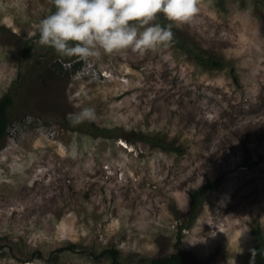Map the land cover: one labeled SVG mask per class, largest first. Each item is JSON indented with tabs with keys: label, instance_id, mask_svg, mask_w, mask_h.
I'll return each mask as SVG.
<instances>
[{
	"label": "rangeland",
	"instance_id": "obj_1",
	"mask_svg": "<svg viewBox=\"0 0 264 264\" xmlns=\"http://www.w3.org/2000/svg\"><path fill=\"white\" fill-rule=\"evenodd\" d=\"M262 5L198 0L199 12L173 26L224 69L172 42L102 55L89 69L37 43L51 0H0V100H14L0 139V264H114L100 257L110 249L119 264H150L179 240L199 264H254L253 229H264ZM86 106L97 119L70 124ZM218 177L190 222L191 195Z\"/></svg>",
	"mask_w": 264,
	"mask_h": 264
},
{
	"label": "clouds",
	"instance_id": "obj_2",
	"mask_svg": "<svg viewBox=\"0 0 264 264\" xmlns=\"http://www.w3.org/2000/svg\"><path fill=\"white\" fill-rule=\"evenodd\" d=\"M54 11L38 23L37 43L92 67L93 58L131 49L145 52L173 40L172 28L190 21L198 0H51ZM169 23H153L158 16ZM82 73H77V76ZM97 119L94 107L70 113L73 126Z\"/></svg>",
	"mask_w": 264,
	"mask_h": 264
},
{
	"label": "trees",
	"instance_id": "obj_3",
	"mask_svg": "<svg viewBox=\"0 0 264 264\" xmlns=\"http://www.w3.org/2000/svg\"><path fill=\"white\" fill-rule=\"evenodd\" d=\"M262 13L264 16V5H262ZM155 23H160L161 25H167L169 22L161 15L158 16L157 19L154 21ZM173 31V40L171 41L172 44L176 45L177 47L181 48L185 53L189 56H192L195 58L202 66L204 67H210L212 69L220 70L224 69L225 63L221 61L220 59H217L214 56L208 55L206 52H199L196 51V47L193 46V44L186 38L181 35H179V32H177L175 29L172 28ZM28 51H30L28 49ZM198 53H196V52ZM29 52H26V57ZM68 61V60H67ZM81 66V63H76L73 66L74 70H78ZM54 71L60 75H63V66L62 62L55 63V66L53 67ZM232 76L234 79L235 84H239L238 78L235 74V70L232 69ZM42 75V76H41ZM41 78L45 79L47 75L42 72ZM53 76V75H52ZM14 104V100L11 95L5 96L2 100H0V139H4L7 135V129L9 125V111L11 107ZM95 135L101 134L102 132L100 129H95ZM104 133V132H102ZM120 138L126 139L127 142L134 144V142H144L150 145L153 148H160L165 151H171V152H181L180 148L174 147L172 144H168L165 141L158 139L157 137H148V136H141L137 137L136 139L130 140L123 135L120 136ZM222 182V177H218L215 181H211L200 187L198 190H196L191 195V208L188 213L189 221L193 222L198 214L199 208L202 205L205 198L214 190H216ZM180 234L179 239L181 236V231L183 230V227H180ZM253 235L256 239V243L254 246V264H264V257H263V250H264V229L261 228H255L253 229ZM180 240L177 244L178 251L167 257H159L157 259H154L150 262V264H199V261L192 256L190 253L182 252L179 248L180 246ZM74 246L70 247V249H73ZM109 256L113 259L114 264H119L118 258H119V252L115 249H110L104 251L100 257Z\"/></svg>",
	"mask_w": 264,
	"mask_h": 264
}]
</instances>
